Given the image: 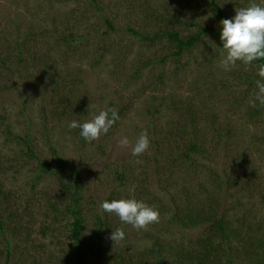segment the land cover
I'll list each match as a JSON object with an SVG mask.
<instances>
[{"label": "rangeland", "instance_id": "374dc122", "mask_svg": "<svg viewBox=\"0 0 264 264\" xmlns=\"http://www.w3.org/2000/svg\"><path fill=\"white\" fill-rule=\"evenodd\" d=\"M218 1L227 19L251 3L264 6ZM221 20L211 0H0V264H62L69 219L53 207L75 205L64 185L73 191L77 179L84 238L94 241L98 215L107 216L110 260L138 259L153 235L189 245L206 227L185 230L170 219L178 208L207 204L208 193L235 228L264 222V105L252 103L257 61L225 71L221 33L180 54L168 33L187 39L201 27L222 30ZM109 108L120 119L98 140L83 141L80 128L68 127ZM144 131L150 147L142 155L118 145L124 137L134 144ZM28 137L38 159L27 154ZM60 159L70 165L42 167ZM219 176L240 181L218 189ZM110 197L143 201L159 222L140 230L121 222L100 208ZM117 228L125 238L113 245ZM233 247L236 264H251L243 243Z\"/></svg>", "mask_w": 264, "mask_h": 264}, {"label": "trees", "instance_id": "16d2710c", "mask_svg": "<svg viewBox=\"0 0 264 264\" xmlns=\"http://www.w3.org/2000/svg\"><path fill=\"white\" fill-rule=\"evenodd\" d=\"M212 9L216 15L223 19H227L223 13L218 0H211ZM135 35L142 37L144 40H153L152 38L141 35L137 31L131 30ZM222 30L215 28L201 27L200 32L191 35L187 39L180 37L179 33L168 32L170 36L178 43L180 54L185 48H189L200 42L204 35L208 33L220 34ZM258 65L264 64V59L257 60ZM255 80V79H254ZM253 80V82H254ZM11 134V133H10ZM22 140L24 138H21ZM27 146L28 155L31 158L38 159L37 154L34 152L31 144V139L28 137L24 139ZM86 141V139H83ZM192 150L200 153L198 144H192ZM187 158L191 159V155L187 154ZM70 165L69 161L60 159L58 164H47L42 162V167L48 171L53 168H63ZM73 168V167H72ZM74 169V168H73ZM75 171V169H74ZM124 173L118 174V179L122 185L127 184V178ZM218 189L225 186L231 187L235 182H239L238 177L223 178L218 177ZM65 191L70 194L74 200L75 205L68 206L65 212L57 209V205L53 209L59 214L61 213L63 219H69L65 230L69 232L70 246L65 251V257L60 260L62 264H93L90 257L94 256L101 261V264H236L231 257L234 243H243V250L248 254L251 264H264V222L259 224L251 223L243 228H235L232 225V220L226 213H221L222 205L219 204V198L215 195L209 194L207 204L201 206L189 205L186 209L175 212L172 216L171 223L173 226L180 227L181 229H196L205 226L204 234L199 236L196 240L189 241L190 244L185 246L183 244H170L161 238V235L150 236L153 243L149 249H145L143 254L139 255L137 259H126L125 256L120 254L116 259L110 260L104 252L107 245V238L111 230V224L107 216L98 215L97 231L90 243L84 238V230L86 221L83 216V210L79 206V201L82 195V183L79 179L73 185V191L69 190L67 185H64ZM115 200L114 197L106 199L111 202ZM105 201V200H104ZM191 203V202H190ZM189 203V204H190ZM2 231L5 230L4 222L0 221ZM52 228L50 224L44 225L43 230L48 231ZM219 238V241L217 240ZM91 255V256H90ZM11 257V250L8 258Z\"/></svg>", "mask_w": 264, "mask_h": 264}, {"label": "clouds", "instance_id": "9594fccd", "mask_svg": "<svg viewBox=\"0 0 264 264\" xmlns=\"http://www.w3.org/2000/svg\"><path fill=\"white\" fill-rule=\"evenodd\" d=\"M220 24L222 25L220 40L223 45L220 66L225 71H230L237 62L247 66L254 61L264 59V6L251 3L248 7L236 9L234 17L223 19ZM257 74L261 79L256 81L258 91L252 102L253 106L257 100L264 105V64L259 65ZM119 119L117 110L109 108L100 111L93 119L82 124L73 120L68 127L80 128V135L91 142L98 140L102 134H107ZM118 145L121 148L130 147L132 155L139 156L149 149L150 140L147 132L144 131L134 144L124 137L119 140ZM100 208L107 213H114L121 222L137 230L147 229L149 225L158 223L160 218L157 210L136 199L104 201ZM124 238L125 233L120 228L113 231L109 237L113 245Z\"/></svg>", "mask_w": 264, "mask_h": 264}]
</instances>
